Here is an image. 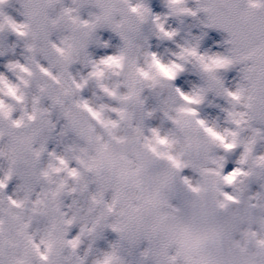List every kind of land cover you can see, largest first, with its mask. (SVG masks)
Segmentation results:
<instances>
[{"label": "clouds", "instance_id": "1", "mask_svg": "<svg viewBox=\"0 0 264 264\" xmlns=\"http://www.w3.org/2000/svg\"><path fill=\"white\" fill-rule=\"evenodd\" d=\"M0 264H264V0H0Z\"/></svg>", "mask_w": 264, "mask_h": 264}]
</instances>
